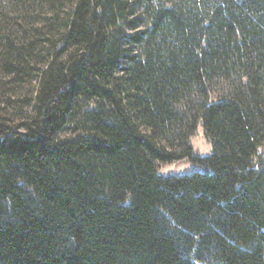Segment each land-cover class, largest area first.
I'll return each instance as SVG.
<instances>
[{
  "label": "trees",
  "instance_id": "1",
  "mask_svg": "<svg viewBox=\"0 0 264 264\" xmlns=\"http://www.w3.org/2000/svg\"><path fill=\"white\" fill-rule=\"evenodd\" d=\"M0 264H264V0H0Z\"/></svg>",
  "mask_w": 264,
  "mask_h": 264
},
{
  "label": "rangeland",
  "instance_id": "2",
  "mask_svg": "<svg viewBox=\"0 0 264 264\" xmlns=\"http://www.w3.org/2000/svg\"><path fill=\"white\" fill-rule=\"evenodd\" d=\"M190 143L193 150L197 153L207 154L211 151L210 142L203 134L202 128L198 126L196 131L190 137ZM158 169L163 174H183L194 170H202V166L190 161L179 160L171 162H159Z\"/></svg>",
  "mask_w": 264,
  "mask_h": 264
}]
</instances>
